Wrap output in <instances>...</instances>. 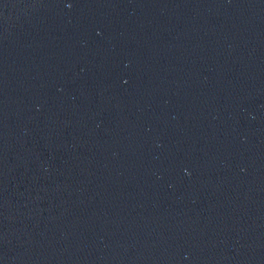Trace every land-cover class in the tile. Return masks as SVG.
<instances>
[{"label": "water", "instance_id": "1", "mask_svg": "<svg viewBox=\"0 0 264 264\" xmlns=\"http://www.w3.org/2000/svg\"><path fill=\"white\" fill-rule=\"evenodd\" d=\"M0 264H264V0H0Z\"/></svg>", "mask_w": 264, "mask_h": 264}]
</instances>
